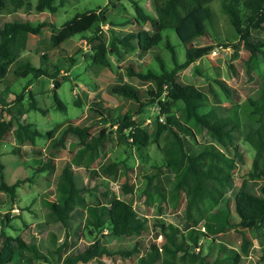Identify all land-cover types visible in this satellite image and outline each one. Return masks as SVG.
<instances>
[{
	"label": "trees",
	"instance_id": "16d2710c",
	"mask_svg": "<svg viewBox=\"0 0 264 264\" xmlns=\"http://www.w3.org/2000/svg\"><path fill=\"white\" fill-rule=\"evenodd\" d=\"M6 1L0 0V17ZM8 1L14 11L34 9L36 12H55L57 2L63 3L64 0ZM131 1L143 19L134 16L133 24L140 27L123 36L116 31V26L122 25L121 22L108 18V6L78 13L61 27L50 21L33 23L17 19L0 24V86L4 84V90L13 93L14 80L29 77L23 90L15 94L10 102L4 103L0 96V102L7 104L4 110L10 115L9 118L0 119V140L12 132L16 145L13 152H19L26 143L36 146L38 137H52L58 129L56 126L44 133L31 122L21 120L32 110L46 113L38 104L36 94L29 88L35 80L42 76L50 77L58 108L67 109V104L57 91L68 77L62 71L63 64L52 62L46 52L41 55L40 65L22 56L30 35H39L44 27L51 28L50 40L56 46L75 35L83 36L91 49L82 55L98 71L106 67L114 69V57L121 60L126 54L149 52L160 44L168 47L175 62L174 67L169 68L164 59L157 56L160 69H143V66L129 64L128 75L146 82L145 89L131 82H119L112 87V91L137 101L139 108L127 112L115 109L114 114H106L95 108L101 115L100 122L104 123L98 134L90 132L93 124H70L65 128L64 135L73 133L78 138V148L70 163L62 167L55 187V198H43L49 209L47 216L64 225L65 237L59 242L53 232L49 236L53 247L41 249L37 238L27 241L22 234L3 232L5 242L0 248V264L19 262L20 256L25 253L32 259H47L51 252L59 255L60 264H87L115 252L127 257L139 253V264H243V258L249 254L252 245L243 230L261 231L264 228V182L257 186L264 179V73L258 88L245 100L232 101L224 107L217 101L212 102L201 87L183 83L178 78L181 69L208 55L216 46L232 47L234 56L242 46L248 53L243 61L247 72L252 75L253 71H257L258 57H264V35L258 34L264 32V0H219V10L227 24L226 41H219L221 36L215 26L219 13L212 3L216 0H153L155 14L146 12L138 0ZM145 21L154 27V31L143 26ZM107 24L113 33L111 40L107 39L103 28ZM166 29H174L186 45L183 62L178 61L169 36L164 34ZM202 39L207 42L202 43ZM71 60L74 62L77 58ZM230 67L233 68V64ZM216 81L225 96L230 98L233 90L225 80ZM25 92L29 94L28 103L25 102ZM179 102L183 105L180 106ZM148 108L154 109L151 114L155 119L153 127L145 126L134 118L135 114L148 113ZM204 129L208 138L200 141L198 136ZM238 133L255 149V155L251 168L235 189L234 173L239 161H245L236 143ZM114 134L118 144L136 150L142 162L170 173L167 184L160 176L155 180V172L147 174V202H157L158 207L166 203L174 210L184 205L182 225L156 218L155 227L160 229L164 240L160 244L152 243L145 251L141 250L140 239L131 248L120 249L110 248L109 239H104L140 237L149 229V217L142 215L116 193L105 201L89 202L83 193L87 189L83 182H78L74 168L83 167L92 174H98L100 169L106 177H123V193L131 192V166L125 158L118 160L109 157L99 162L96 168L97 160L101 157L100 147L106 140L112 141ZM63 141L64 138H61L55 143L61 144ZM152 145L161 151L159 157L152 155L149 149ZM231 149H234V154L230 153ZM49 163L35 171L49 169ZM32 180L33 176H27L8 183L4 165L0 162V190L7 192L12 202L18 196L19 187ZM103 195L108 197L109 191L105 190ZM76 212L84 217L81 233L82 238L89 242L83 250L69 253L67 246L70 237L77 234L76 226H73ZM7 219H10L9 214H6ZM231 229L242 234L241 249L218 239L220 234ZM204 241L208 242V252L204 251Z\"/></svg>",
	"mask_w": 264,
	"mask_h": 264
},
{
	"label": "rangeland",
	"instance_id": "374dc122",
	"mask_svg": "<svg viewBox=\"0 0 264 264\" xmlns=\"http://www.w3.org/2000/svg\"><path fill=\"white\" fill-rule=\"evenodd\" d=\"M138 1L146 8V12L155 14L153 0ZM6 2L5 7L1 9L0 24H3L6 20L17 19L29 20L33 23L50 21L57 27H61L78 13L99 6L104 8L108 6L106 9L107 16L110 20L114 19L121 22L122 25L116 26V31L120 36H123L127 32L140 27L138 24H133L134 16L142 18L131 0H64L63 3L57 2L58 9L55 12H36L34 9L14 11L11 3L8 0ZM32 2H35V0H32ZM114 4H116V7ZM212 6L219 13L218 21L215 22L216 29L221 36L219 41H226L227 24L224 21L225 17L220 13L219 0L214 1ZM127 17H130V19H126ZM143 26L154 31V27L149 22L145 21ZM109 27L110 25L107 24L103 28L106 31L107 39L111 40L113 33ZM164 34L169 36L168 38L177 53L178 61L183 62L186 58V45L174 29H166ZM258 34L263 36L264 32L261 31ZM50 36V27H44L39 35H30L27 48L22 52V56L30 58L33 64L40 65L41 55L46 52L52 62L63 64L62 71L68 74V77L62 81L57 91L61 100L67 104V109L58 108L54 98L53 80L50 77L42 76L40 79L35 80L29 88L36 94L38 104L46 110V113L32 110L23 115L21 120L31 122L44 133L58 126L57 131L54 132L52 137H38L36 146L30 143L23 144L19 152L12 151L16 146L13 142L12 132H9L3 140H0V162L4 165L6 181L13 183L19 178L33 176L32 181H28L19 187L15 202H12L11 196L7 192L0 190V248L5 242L3 232L12 235L22 234L27 241L37 238L41 249L48 246L53 247L52 241L49 239L53 232L58 236L59 242L63 240L66 234L65 227L61 222L49 219L47 216L49 209L45 206L43 198H55V187L62 167L70 163L71 157L78 148V138L73 133L64 135L65 128L70 124H80L82 126L93 124L90 132L98 134L100 129L104 127V123L100 122L101 115L95 108L103 110L106 114L108 112L114 114L115 109H120L121 112L136 111L139 108L137 101L127 99L112 91V87L119 82H131L141 89H145L146 82L128 75L127 67L129 64L132 63L138 67L143 66V69L148 67L160 69L157 58L159 56L164 59L169 68L175 65L171 51L166 45L160 44L149 52L137 51L126 54L125 58L121 60L114 57V69L106 67L98 71L82 55L91 49L90 43L83 36L75 35L59 46L51 43ZM202 40V43L207 42L206 39ZM216 47L208 55L181 69L178 72V78L183 83H193L201 87L208 93L212 102L217 101L224 107L232 101L241 102L245 100L249 94L258 88L261 75L264 73V57L259 55V68L250 75L243 64L248 53L242 46L238 49L237 56H234L232 47ZM71 58H77V61L73 62ZM230 64H233V68L230 67ZM28 79L29 77L16 78L13 84V93L5 91V85L2 84L0 86V96L3 97L1 98L4 103L15 98V94L23 90ZM216 79L225 80L233 90L230 98L225 96ZM211 86L213 87L211 88ZM29 100V94L25 92V102L28 103ZM4 103L0 102V119L3 117L9 118L10 116L4 110L7 106ZM179 105L182 106L183 103L179 102ZM153 111L154 109L148 108V113L135 114L134 118L145 126L153 127V120H155L154 116L151 117ZM105 125L107 126L108 123ZM61 138H64L63 143H55ZM207 138L204 129L198 139L203 141ZM236 143L245 161H239L238 169L234 173L235 189L238 188L242 177L251 168L255 155V149L243 138L241 133L237 134ZM149 149L153 156L159 157L161 155V151L157 150L155 146L152 145ZM100 151L101 157L97 160L96 168L99 162L106 161L109 157L118 160L125 158L131 166L130 173L133 188L131 192L124 194L121 187L123 177L109 178L100 169L98 174H92L83 167L74 166L77 171L78 182L81 184L83 182L84 187L87 189L83 192L87 200L89 202H102L116 193L130 202L142 215L149 217V229L144 231L140 237L105 238L104 241L109 239L108 245L110 248L120 249L131 248L135 241L140 239L142 251L147 250L152 243L160 244L164 237L160 234V229L155 227L156 218L182 225L184 205L178 210H174L166 203L161 204L160 207H158L157 202L148 203L145 193L148 187L147 174L155 172V180L160 176L167 184L170 173L167 170L161 172L149 163L142 162L138 158L136 150L118 144L115 140V134L112 141L106 140L105 144L100 147ZM230 153L234 154V149H231ZM45 163H49L51 167L43 172L35 171L36 168ZM263 182L264 179L260 180L257 186ZM105 190L109 191L108 197L103 195ZM6 214H9L10 219L6 220ZM82 218L84 217L79 212H76L73 216V226H76L77 234L70 237V244L67 246L69 253L83 250L84 245L89 242L87 239L82 238ZM243 231L252 241L249 254L243 258V264H264V228L261 231L255 229H245ZM218 239L220 242L241 249L242 234L238 230L231 229L224 232L218 236ZM207 245L208 242H205V252L209 251ZM51 253L47 259H32L29 254L25 253L20 256L19 262L10 264H60L59 255L54 252ZM139 255L137 253L127 257L115 252L111 256H103L100 260L93 259L87 264H139Z\"/></svg>",
	"mask_w": 264,
	"mask_h": 264
}]
</instances>
